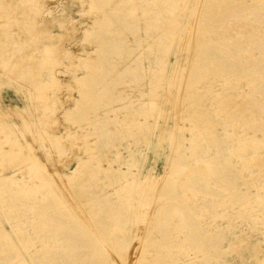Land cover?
Instances as JSON below:
<instances>
[{"label":"rangeland","instance_id":"rangeland-1","mask_svg":"<svg viewBox=\"0 0 264 264\" xmlns=\"http://www.w3.org/2000/svg\"><path fill=\"white\" fill-rule=\"evenodd\" d=\"M4 1L0 264L264 263V0Z\"/></svg>","mask_w":264,"mask_h":264},{"label":"bare ground","instance_id":"bare-ground-1","mask_svg":"<svg viewBox=\"0 0 264 264\" xmlns=\"http://www.w3.org/2000/svg\"><path fill=\"white\" fill-rule=\"evenodd\" d=\"M93 1V3H95V4H97V6H99V7H101V6H103L104 7V3H105V1H103V0H92ZM179 1L180 0H176V1H174L173 2V6L174 7H176L177 6V4L179 3ZM204 1H207V0H204ZM3 2L5 3V1L3 0ZM4 3L2 4L1 3V5L3 6L4 5ZM8 5V4H7ZM7 5H5L6 7L4 8V6H3V9H7L8 8V6ZM200 5V4H199ZM96 6V5H95ZM96 6V7H97ZM102 7V8H103ZM191 29V28H190ZM193 29V28H192ZM195 30V29H194ZM200 30V29H199ZM88 33V32H87ZM191 35V34H190ZM189 36V35H188ZM193 37V36H192ZM191 36H190V38H192ZM40 53H42L43 54V56H44V58L42 59V61L41 62H43L44 63V65H48L49 67H50V69H51V67H52V70H55L57 67H56V64H57V61L55 60V58L53 57V49L50 47V46H45V48L43 49V50H41V52ZM89 57V56H88ZM95 61H99V59H96V60H92L90 63L92 64V63H94ZM89 63V62H88ZM55 66V69H53V67ZM58 66H59V64H58ZM47 67V66H46ZM41 68V67H40ZM48 68V67H47ZM88 68H90V66L88 67ZM38 69V68H37ZM64 72V71H63ZM28 74V73H27ZM34 74V73H33ZM36 74V73H35ZM34 74V75H35ZM36 76V75H35ZM33 77V76H32ZM91 77V74H90V72H88V74L86 75V76H83V77H81V78H79V77H75V81L74 82H77L79 85H80V87L83 85V83L84 82H86L89 78ZM51 78V77H50ZM52 80H54L55 81V76L54 77H52ZM51 81V80H50ZM54 81H52V84H54L53 82ZM56 82V81H55ZM40 83V82H39ZM51 84V83H50ZM37 86H38V83H37ZM45 86H47V85H45ZM50 86H52V85H50ZM49 85H48V87L47 88H51ZM55 86V85H54ZM53 86V87H54ZM59 86V85H58ZM43 87V86H42ZM51 88V89H55L56 90V88ZM45 89H46V87H44ZM43 88V89H44ZM184 87H183V85H182V89H183ZM87 89V88H86ZM85 88H84V90L83 89H81V94H82V96L84 97L85 95H86V93H85V90H86ZM39 91H40V88L38 89ZM50 91V90H49ZM88 93V92H87ZM42 95H43V93H41ZM41 96V95H40ZM44 96V95H43ZM43 96H41V97H43ZM46 96V95H45ZM44 99V98H43ZM47 101L49 100V98H45ZM83 100V99H82ZM45 101V100H44ZM78 103V102H77ZM80 103V102H79ZM48 109H50V107L48 108ZM194 117H192L191 119H193ZM5 132V131H4ZM6 133V132H5ZM58 139H60V138H58V137H54V136H50V141H56V142H58L59 140ZM58 140V141H57ZM61 140V139H60ZM54 142H53V144H54ZM64 142V141H63ZM27 143V142H26ZM60 145L61 146H59L60 147V149H61V147L63 148V144H62V142L60 141ZM28 144H29V142H28ZM52 144V145H53ZM57 145H58V143H57ZM57 145H56V143H55V146H56V148L57 149H59L58 147H57ZM26 148V146L24 145V143L22 144L19 140H17V139H15V138H13V134H11V133H7L6 134V139H0V163H1V165L2 164H4V163H7V162H10V163H15V162H20V160H22V162H26V161H28V164H29V162H31L32 164L31 165H39V166H42L43 165V162L41 161V156L40 155H36V154H34V153H32V151H30V154L29 155H24L25 156V161L23 160L24 158L22 157V151L24 150ZM55 148V147H54ZM35 149V148H34ZM31 150H33V149H31ZM24 152V151H23ZM90 159H93V158H90ZM92 161H94V160H92ZM27 163V162H26ZM90 163L91 162H82V163H80V165L77 167V168H75L74 169V171H73V175L71 176V177H66V176H63V178H62V181H64L65 182V185L67 184V185H69V186H71V185H73V184H75L77 181H78V179H80V177L82 176V170H81V168L82 167H87V166H89L90 165ZM45 164V163H44ZM30 165V166H31ZM45 166L46 165H44V170H45ZM41 168V167H40ZM43 168H42V171H43V174H39L38 176L39 177H44V175H46V174H48L47 175V177H49L51 174L50 173H46L44 170H43ZM47 168H49V167H47ZM46 168V169H47ZM92 169H94V167L92 168ZM5 170H7L6 168L3 170V172L5 171ZM49 170V169H48ZM20 171H22V170H20ZM42 171H41V173H42ZM164 176V175H163ZM163 176L161 177V179H160V181H152V180H150V179H147L145 182H143L142 184H140L139 185V188H141V189H147L148 191H153L160 183H161V181H162V179H163ZM61 178V177H60ZM40 179V178H39ZM1 181H3L4 183H8V184H12V182H11V178H4V177H2V180ZM60 181V180H59ZM56 183V182H55ZM57 185V184H56ZM17 190H22L21 192H29L30 191V189H32V188H37V187H30L29 186V184H26V185H23V186H20V185H17ZM57 188H59L58 187V185H57ZM156 190V189H155ZM19 192V191H18ZM89 226V225H88ZM139 261H141L140 259H138V260H136V262H135V264H138V262ZM141 263V262H140ZM24 264V263H23ZM260 264H264L263 262L262 263H260Z\"/></svg>","mask_w":264,"mask_h":264}]
</instances>
